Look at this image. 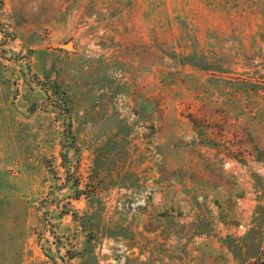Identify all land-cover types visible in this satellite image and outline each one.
Returning <instances> with one entry per match:
<instances>
[{
    "label": "rangeland",
    "instance_id": "1",
    "mask_svg": "<svg viewBox=\"0 0 264 264\" xmlns=\"http://www.w3.org/2000/svg\"><path fill=\"white\" fill-rule=\"evenodd\" d=\"M264 261V0H0V264Z\"/></svg>",
    "mask_w": 264,
    "mask_h": 264
},
{
    "label": "trees",
    "instance_id": "2",
    "mask_svg": "<svg viewBox=\"0 0 264 264\" xmlns=\"http://www.w3.org/2000/svg\"><path fill=\"white\" fill-rule=\"evenodd\" d=\"M258 261H260L259 264H264V261L262 260H258ZM252 264H257V261H254Z\"/></svg>",
    "mask_w": 264,
    "mask_h": 264
}]
</instances>
